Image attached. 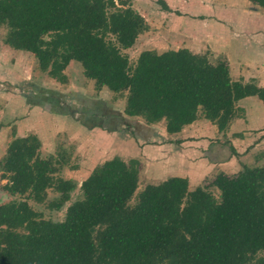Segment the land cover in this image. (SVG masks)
Masks as SVG:
<instances>
[{
    "label": "trees",
    "instance_id": "1",
    "mask_svg": "<svg viewBox=\"0 0 264 264\" xmlns=\"http://www.w3.org/2000/svg\"><path fill=\"white\" fill-rule=\"evenodd\" d=\"M128 1L0 0L4 41L33 53L61 82L77 60L96 88L127 92L123 112L104 105L110 128L128 126L145 139L150 124L165 120L174 134L200 115L222 131L240 115L238 100H264V87L233 79L228 61L187 47L144 49L131 62L127 52L148 24ZM41 146L37 134L15 136L1 163L4 188L22 197L0 204V264H264V165L218 173L209 183L217 198L207 184L190 189L181 176L136 193L140 161L114 156L91 169L72 200L76 181L55 175L66 154L43 156ZM50 188L59 193L52 209L72 201L64 220L45 218L25 196L43 202Z\"/></svg>",
    "mask_w": 264,
    "mask_h": 264
},
{
    "label": "rangeland",
    "instance_id": "2",
    "mask_svg": "<svg viewBox=\"0 0 264 264\" xmlns=\"http://www.w3.org/2000/svg\"><path fill=\"white\" fill-rule=\"evenodd\" d=\"M164 1L169 9L163 8L159 0L128 1V5L141 13L148 24L139 42L127 52L131 62H135L140 51L147 47L163 52L178 48L185 42H188L194 50L202 51L199 53L206 54L212 62L219 59L229 62L226 53L229 51L235 59L232 64L235 77L242 72L236 66L239 63L240 67L241 59L248 60L250 57L256 64H260L261 59L264 60V7L250 0H196L195 7L189 6L190 8L189 0ZM231 6H235V9L231 10L232 12L227 11ZM7 32V26L0 25V204L22 197L12 195L4 188L7 178L4 176L1 163L13 140V138L7 139V135L10 137L12 133L11 128L7 126L12 125L10 121L15 122L18 117L25 120L27 117L31 125H34V120L41 113L39 108L51 111L54 117L56 116L52 124L47 122L48 119L41 118L42 127L50 131L44 135L45 139L47 143L54 144L45 153L49 156L56 150L55 157L61 156L62 152L66 154L68 164L56 171L55 175L76 181L77 188L74 190L72 200L80 197L79 185L89 175L92 166L101 164L107 157L116 153L110 150L112 143L102 145L103 136L97 128L105 130L111 141L113 135L121 139L123 144L129 138L134 139L132 145L128 141L115 156L126 161L133 158L140 161L139 186L136 193L151 183L150 179L155 184L163 181V177L166 176L163 174L165 169L175 164L168 151L164 154L157 149L149 150V153L139 150L147 145L161 144V136L156 138L155 132L151 131L150 137L145 139L142 137L144 133H133L128 126L120 125L116 128L119 134H113L115 132L110 128L112 123L109 120L112 119L109 118V112L104 105L111 106L117 112H123L127 92L113 94L107 88H96V81L85 75L80 61L68 66L70 73L67 81L61 82L48 71L40 68L39 61L33 53L7 45L4 41ZM222 51L224 55H219ZM64 72L66 73L67 69ZM48 93H52V98H49ZM59 115L63 116L61 119L64 121L60 117L57 118ZM86 115H90L94 122H89ZM133 119L140 120L142 117ZM77 127H83V130ZM12 131L16 132L17 128L14 127ZM170 142L174 141L166 140L161 146H167ZM135 146L139 151L137 153L134 151ZM161 169L164 171H160ZM208 177L203 185L207 184L208 189L219 198V190L214 186L210 187ZM25 196L35 210L54 221L64 220L66 208L72 202L69 200L62 208L52 209L49 206L50 201L59 197V193L53 188L48 190L47 198L43 202ZM134 203L135 197L131 200V204Z\"/></svg>",
    "mask_w": 264,
    "mask_h": 264
},
{
    "label": "crops",
    "instance_id": "3",
    "mask_svg": "<svg viewBox=\"0 0 264 264\" xmlns=\"http://www.w3.org/2000/svg\"><path fill=\"white\" fill-rule=\"evenodd\" d=\"M189 1L190 4H188V7H195V5L197 4L196 0ZM234 9L235 6H231V8L227 9V11H231ZM141 35L139 36L136 44L142 37ZM185 40L187 39L185 38ZM184 47H187L196 53L202 52L200 50H194L188 44V42H185L178 48ZM145 49H153V47H147ZM228 52L229 51H227L226 53L227 58L229 60L230 72L233 79L242 80L245 83L254 82L257 85L264 87V60L261 59L260 64H256L255 62H253V59H250V57L248 58V60L244 58L241 59L240 67L239 63L237 65L236 63H234V66L236 65L239 68V71H242L240 72V75L235 77L234 69L232 66L234 57L231 56L230 52L228 54ZM219 55H224V51L220 52ZM75 62L78 61L72 60L68 66H72L73 64H75ZM68 66L66 68L67 76L70 73L68 71ZM106 88L107 87L104 86L102 89ZM107 89L110 90L109 88ZM113 94L115 93L113 92ZM47 95L50 96L49 98H52V93H48ZM48 96H46V98H48ZM85 104H87V102ZM237 106L241 108L240 115L234 117L231 120L229 126L222 131L219 130L216 124H214L211 120L207 119L203 115H200L199 118L193 123L186 125L180 132L174 134L168 133L165 120L150 124L149 126L144 120L140 119V122L146 124V126H149L151 128V130H149V133L151 131L155 132V135H157L156 138H159V136H161V144L164 143L166 140L171 139L174 142L167 143V146H161V144H158L156 146L147 145L146 147H143V149L139 148V150L144 153H149V150L157 149L161 150L164 154L168 151L167 153H169L171 158L174 160L175 164L171 168L165 169V173L163 174H166V176H164L165 178L163 177L162 180L167 179L169 177V174H171L170 177H187L189 180L190 189L196 188L198 186H203L208 176V181H211L220 172L232 175L242 170L244 165L263 166L264 100L261 99L258 95H249L238 100ZM39 110L41 113L37 115L36 120H34V125H31V122L28 120L27 117V120H25V118L22 119L21 117H18L15 122L10 121L12 125L9 124V126L7 127L11 128L10 131L12 133L10 137H8L7 135V139H12L15 136H27L31 133H38V137L42 143L40 149L41 154L43 156H47V154L45 153L46 150L50 147H53L54 144L52 145L50 142L47 143L44 135H46L50 131L42 127L41 120L48 119L49 121L47 122L49 124H52V120H56V116L54 117V113H52L51 111L48 112L46 110H42L41 108H39ZM88 110L89 109H87V111ZM58 117H60V119L63 118V116L61 115L57 116V118ZM61 120L64 121V119ZM38 123H40L41 125H39ZM14 127L17 128V131L14 132L15 134L12 131ZM77 128L83 130V127ZM97 130H100L99 132L102 133V145H108V142H110L113 144L111 145L110 150L116 152L113 156L107 157L105 160L114 157L115 154H118L122 150V146L126 145L128 141L131 145L132 142H134V139L132 140L131 138H129L128 141H124L125 144H123L121 139L119 140L116 135H113V137L111 136V141L110 138H108V135L105 134V130L99 128H97ZM113 132H115L113 134H119L117 133V130H114ZM224 138L226 139L225 141L223 140ZM120 142L122 144H120ZM136 146L134 148L135 153L139 152L137 148L138 146ZM232 146L236 150L235 153L233 152ZM56 152L57 151L55 150L49 155H56ZM97 165L98 163L95 166ZM93 167L94 165L92 166V168ZM160 171H164V169H161ZM149 181L153 183V180L150 179ZM73 195L74 192L72 193V196Z\"/></svg>",
    "mask_w": 264,
    "mask_h": 264
}]
</instances>
